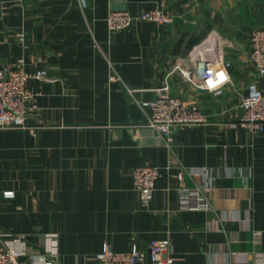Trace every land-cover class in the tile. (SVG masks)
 <instances>
[{
	"label": "crops",
	"instance_id": "obj_1",
	"mask_svg": "<svg viewBox=\"0 0 264 264\" xmlns=\"http://www.w3.org/2000/svg\"><path fill=\"white\" fill-rule=\"evenodd\" d=\"M153 8L174 22L108 29L113 9ZM257 26L264 0H0L2 61L47 70L28 80V126L0 128V229L13 234L23 264H95L106 245L148 251L161 239L183 264H264V129L232 125L248 83L264 91L250 58ZM210 39L232 64L222 94L196 89L182 72ZM111 64L121 80H110ZM166 84L209 115L170 145L143 125L141 107ZM146 163L161 169L147 207L133 181ZM181 186L207 187L212 208L182 206Z\"/></svg>",
	"mask_w": 264,
	"mask_h": 264
},
{
	"label": "built area",
	"instance_id": "obj_2",
	"mask_svg": "<svg viewBox=\"0 0 264 264\" xmlns=\"http://www.w3.org/2000/svg\"><path fill=\"white\" fill-rule=\"evenodd\" d=\"M83 7L87 0H80ZM175 15L163 8L132 13L129 9H113L107 17L108 29L111 33L125 30L138 21H152L156 24H170L174 22ZM200 45V44H199ZM196 45L191 51L190 58L194 67L183 70V76L193 83L196 89L209 90L215 94H222L224 87L233 82L230 68L232 64L226 60L215 43L199 49ZM250 58L259 73L264 77V27H255L250 34ZM110 80H121L113 64ZM31 76L37 78L47 77V70L38 69L34 73L27 71L24 60L17 61L14 65L5 64L0 57V128H26L28 115L35 99L34 90L27 85ZM130 94L133 89L128 88ZM154 98L145 101L141 107L147 109V118L143 125L155 130L165 142L170 145L174 134L184 127L205 124L209 115L195 101H185L170 92L168 84L156 88ZM239 106L241 113L234 126H244L252 132L264 129V91L258 81H250L247 93L240 97ZM203 168L202 170H205ZM161 174L159 166L146 163L138 166L133 171L135 189L139 192L143 206H148L152 201L158 177ZM207 187H179V202L190 210H208L212 203L207 195ZM9 195V194H8ZM57 234L52 233L47 237L55 253L57 247ZM13 234L0 229V264H23L20 260L22 251L13 243ZM170 241L167 239L153 240L149 250L144 251L137 244L123 252L114 251L106 245L96 254L95 264H183L176 261L170 254ZM39 264H57L45 258Z\"/></svg>",
	"mask_w": 264,
	"mask_h": 264
},
{
	"label": "bare ground",
	"instance_id": "obj_3",
	"mask_svg": "<svg viewBox=\"0 0 264 264\" xmlns=\"http://www.w3.org/2000/svg\"><path fill=\"white\" fill-rule=\"evenodd\" d=\"M210 42H212V39L208 40V43L205 41L203 44H200L198 48L204 49L203 47L210 45Z\"/></svg>",
	"mask_w": 264,
	"mask_h": 264
},
{
	"label": "rangeland",
	"instance_id": "obj_4",
	"mask_svg": "<svg viewBox=\"0 0 264 264\" xmlns=\"http://www.w3.org/2000/svg\"><path fill=\"white\" fill-rule=\"evenodd\" d=\"M208 43V41H206Z\"/></svg>",
	"mask_w": 264,
	"mask_h": 264
}]
</instances>
